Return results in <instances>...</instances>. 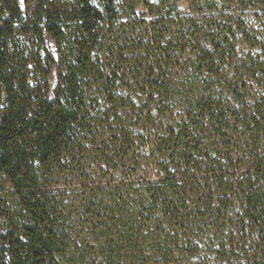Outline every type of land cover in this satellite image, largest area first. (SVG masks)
Instances as JSON below:
<instances>
[{"label": "trees", "instance_id": "1", "mask_svg": "<svg viewBox=\"0 0 264 264\" xmlns=\"http://www.w3.org/2000/svg\"><path fill=\"white\" fill-rule=\"evenodd\" d=\"M180 1L0 0V264H264V0Z\"/></svg>", "mask_w": 264, "mask_h": 264}, {"label": "rangeland", "instance_id": "2", "mask_svg": "<svg viewBox=\"0 0 264 264\" xmlns=\"http://www.w3.org/2000/svg\"><path fill=\"white\" fill-rule=\"evenodd\" d=\"M151 1H154V0H151ZM179 7L184 10V11H188L189 9V6H188V3L185 2L184 0L180 1L179 2ZM145 10V6L144 5H140L138 7V12H142ZM98 161H96V159H93V160H83L82 162V165L81 167H78V168H74L76 169V173H82V178H85L84 176H86V174H89L90 177H96V176H100L99 174V171H98V167L101 166L102 164L100 163H96ZM97 171V173L95 172ZM79 174H75V176H77ZM114 175H119V173H114ZM71 178L70 176L68 177V179ZM84 181V179H83ZM82 183L80 182H76V177L73 178V187L74 188H77V187H81ZM208 253L207 251L203 250L201 251L200 255H201V260L204 259V256H208ZM244 259H240V261H236V260H232L230 261L229 263H225V262H216V261H213L211 262V264H244Z\"/></svg>", "mask_w": 264, "mask_h": 264}]
</instances>
